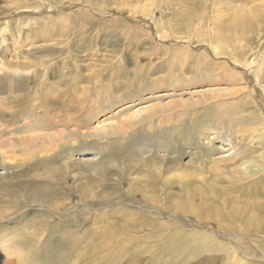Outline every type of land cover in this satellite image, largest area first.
Masks as SVG:
<instances>
[{"label": "rangeland", "instance_id": "1", "mask_svg": "<svg viewBox=\"0 0 264 264\" xmlns=\"http://www.w3.org/2000/svg\"><path fill=\"white\" fill-rule=\"evenodd\" d=\"M245 3L263 19L217 54ZM0 132V234L35 219L40 264H264L210 216L264 209V0H0Z\"/></svg>", "mask_w": 264, "mask_h": 264}, {"label": "bare ground", "instance_id": "2", "mask_svg": "<svg viewBox=\"0 0 264 264\" xmlns=\"http://www.w3.org/2000/svg\"><path fill=\"white\" fill-rule=\"evenodd\" d=\"M254 7H256V6H254V4H253V6L248 7L246 5V3H245L241 7H239L238 9H236L235 11H231L229 13H226L225 12V14L223 13L224 14L223 17H226L227 18V22L225 24L228 26L229 30L227 31V34L225 33V31H223V32L220 31V34H217L218 36H216V38H215L216 39V44L215 45H211V43L209 44V46L212 47L217 54H220L221 55L222 53H224V48H225L224 46L226 44H228L229 41H231L230 39H228V36L229 35L231 36L232 42H233V40L235 42V40H237V38L240 39L243 36H245L247 32H249L250 30L252 31L254 29V27H255V24H257V25L260 24V21L263 18H262L261 15H256V13H255L256 12V9ZM31 8L37 9V6H32ZM186 9H189V8L187 7ZM141 13L145 17L151 18L153 20L155 19L154 16H153V14H151L149 12L142 11ZM181 18H182V21L183 22H185L187 24L189 23V20H188L189 18L188 17L182 16ZM155 24L158 27L159 37L165 38L167 32L165 31L163 33V31H161V28H160L161 27V23L159 21H156ZM166 25H167V23H166ZM234 32H235V34H234ZM170 35H172V34H170ZM171 45L174 46L175 44L173 43ZM179 46H181V45H179ZM181 47H179V48H181ZM182 51L184 52L186 50H182ZM175 53H177V52H175ZM181 55H182V59L187 57V55L185 53H180V56H178V55H176V56L177 57H181ZM238 62H239V60H238ZM248 65H246V66H248ZM63 79H64V77H63ZM166 118H168L169 120L172 119V117H170V116H168ZM79 135L80 136L83 135L84 137H88V135L85 134V133H83V132H80ZM263 135H264V132H263ZM2 137H5V136H3V134L2 135L0 134V142L3 139ZM58 138H59V140L63 141V143L66 142L65 137H63V134H59ZM27 140H29V139H27ZM30 141L31 140H29L28 142H30ZM25 142H27V141H25ZM11 143H12V141L10 142L9 145H11ZM24 146H25V143H24ZM241 169H243L242 168V165H241V168L240 167H235V168L232 169L234 171L233 172L234 178H241V177L243 178L244 177V174H242V170ZM156 182L157 181H154V183H156ZM263 185H264V183H263ZM222 188H224V187H222ZM226 188L228 189V191H230V190H234L235 188L237 189L238 186L236 184L232 183L230 186H227ZM12 189L15 191V194L12 195V196H10V197H8V198L10 200H12L13 205H15V202L16 201H17L18 205L23 204L25 201L24 200H21V199L19 200V196L20 195L21 196H24L23 194H25L27 188L25 189V186H22V185H20V186L15 185V186L12 187ZM186 191H187V189L184 190V192H186ZM220 193H222V192H220ZM226 195H227V197L221 196V195L218 196V197H216V195L212 196V200L213 201L222 199V197H224L225 200H220L219 201V205L218 204H215L214 207H213V209L211 207V211L212 212L209 211V210H206L207 212H211L210 213V216H215V218H219V219L221 217H223L224 219L229 220V221H227V222H229V224L227 225L226 228L229 230V233L234 234L236 236H238L240 234H243L246 237H248L247 235H257L258 237L259 236H262L260 233H264V209H262L261 207H258V205H254V207H252V206L249 205L250 208H248L249 206L246 207V203H244V205H241V206L239 205V206H240V208H243L245 211H240L241 209L240 210L235 209L234 212H236V214L234 213V216L233 215H230V216L225 215L222 212V211H224V210H222L223 209L222 207L225 204L226 199L227 200L230 199V198H228V194H226ZM187 196H188V199H190V200L193 199V197H192L191 194H188ZM208 197H209V195L207 196V199H209ZM31 199H34V196L31 197ZM198 199H202V198L201 197H198ZM212 200L209 199V201H212ZM254 203H252V205ZM216 205L218 207H216ZM234 206H235V204H234ZM27 223L25 224V226L22 229H20L19 228V225H17L16 226L17 228L10 229L11 233L9 231H4V232H2L0 234V264H40L37 261V259H38L39 256H41V254L44 253V252H42V250H44V249H45V251L49 250L50 248H49V245L48 244L53 245L55 243L56 240L54 241L53 238L47 239L46 240L47 242H46L45 239L47 238L48 234L46 235L45 232H42L39 235H37V237H35V240L32 241L33 243H31V244L28 243L30 245L29 247H28V245H26L28 248L25 247L23 245V243H22V240L25 237H27V235H25L24 233H26V234L28 233L27 232L28 231L27 228H29V229H32L33 228L35 230L36 225H37V221L35 219H32V220H29ZM38 230L39 229H37V233H38ZM32 237H33V234H29V236L27 237V239H25V243H27L28 240H31ZM201 237L203 239L202 240L203 242H205V240L208 241L210 239V238L208 239V237H210V236L206 237L204 235V236H201ZM210 243H212V241ZM41 245L43 247L40 248V249H38L39 246H41ZM40 261H41V259H40Z\"/></svg>", "mask_w": 264, "mask_h": 264}]
</instances>
